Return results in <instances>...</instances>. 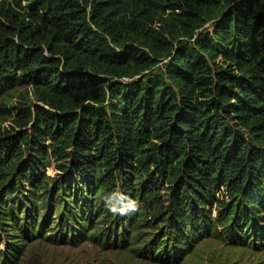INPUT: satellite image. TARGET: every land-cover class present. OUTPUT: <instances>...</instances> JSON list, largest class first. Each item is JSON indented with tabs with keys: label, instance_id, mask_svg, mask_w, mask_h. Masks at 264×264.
Listing matches in <instances>:
<instances>
[{
	"label": "trees",
	"instance_id": "obj_1",
	"mask_svg": "<svg viewBox=\"0 0 264 264\" xmlns=\"http://www.w3.org/2000/svg\"><path fill=\"white\" fill-rule=\"evenodd\" d=\"M10 2L0 97L36 100L0 138V264L38 238L172 264L211 236L264 247V0Z\"/></svg>",
	"mask_w": 264,
	"mask_h": 264
},
{
	"label": "rangeland",
	"instance_id": "obj_2",
	"mask_svg": "<svg viewBox=\"0 0 264 264\" xmlns=\"http://www.w3.org/2000/svg\"><path fill=\"white\" fill-rule=\"evenodd\" d=\"M12 3L0 0V11ZM27 0H23V5ZM35 96L30 84H19L0 97V138L14 136L17 132L28 130L19 127L14 119L22 113V107L31 106ZM47 173L54 174L53 166ZM5 236H0V248L6 246ZM264 242V240H257ZM18 264H172L156 262L148 257H139L128 248L118 245L104 246L89 237L72 243L56 242L43 238L26 244L25 252ZM179 264H264V247L232 246L224 239L214 236L203 239L193 253L185 255Z\"/></svg>",
	"mask_w": 264,
	"mask_h": 264
},
{
	"label": "clouds",
	"instance_id": "obj_3",
	"mask_svg": "<svg viewBox=\"0 0 264 264\" xmlns=\"http://www.w3.org/2000/svg\"><path fill=\"white\" fill-rule=\"evenodd\" d=\"M101 199L107 211L113 215H134L140 210V203L127 195L105 194Z\"/></svg>",
	"mask_w": 264,
	"mask_h": 264
}]
</instances>
